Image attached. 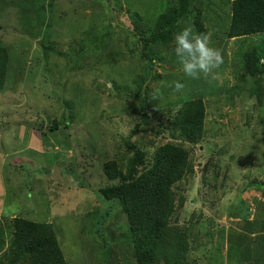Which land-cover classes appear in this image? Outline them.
Masks as SVG:
<instances>
[{
	"label": "rangeland",
	"instance_id": "1",
	"mask_svg": "<svg viewBox=\"0 0 264 264\" xmlns=\"http://www.w3.org/2000/svg\"><path fill=\"white\" fill-rule=\"evenodd\" d=\"M164 1L45 0L40 34L32 0H0V45L11 55L0 92V219L5 226L15 217L62 223L55 232L67 264H136L121 236L127 216L119 200L99 192L111 183L103 165L114 159L126 168L134 144L152 157L174 141L190 150L192 171L176 183L172 222L192 236L191 260L264 264V32L229 37L232 0H199L204 30L185 20L178 31L210 32L223 64L217 79L192 80L174 39L142 57L143 35ZM129 8L144 17L134 24ZM174 80L183 92L168 87ZM155 89L160 100L150 97ZM198 97L207 108L205 133L193 144L180 137L174 116Z\"/></svg>",
	"mask_w": 264,
	"mask_h": 264
},
{
	"label": "trees",
	"instance_id": "2",
	"mask_svg": "<svg viewBox=\"0 0 264 264\" xmlns=\"http://www.w3.org/2000/svg\"><path fill=\"white\" fill-rule=\"evenodd\" d=\"M44 1L32 0L40 34L47 18ZM78 1L80 5L81 0ZM49 5L51 7L52 4ZM129 9L134 24L144 17L138 9ZM144 11L147 13V9ZM51 13L54 14L53 10ZM203 17V3L199 0L164 1L161 11L153 17L155 23L143 35L145 45L142 57L144 55L145 58H151L159 47H170L174 33L178 32L180 21L191 20L198 28L204 30ZM147 19L150 21L149 17ZM230 19V26L226 30L229 37L264 32V0H232ZM135 29L140 36V26H135ZM45 40L48 43L43 47L45 51L50 50L52 38L49 32ZM30 44L27 51L32 47H29ZM50 58L51 55L48 62ZM10 63V49L0 45V92L5 90ZM53 63L55 64V61ZM77 65L80 68L86 67V64L80 61ZM147 67L151 70V63ZM69 106L72 107L70 104ZM206 110V104L199 97L183 101L174 116V124L181 138L195 144L204 137ZM72 115L71 112V117ZM66 117L67 115L63 114L62 121H65ZM53 123L52 128L56 130L61 122L55 118ZM66 135V140L69 141L67 146L70 147L71 140L69 135ZM132 150L133 155L127 159L126 168L114 159L104 163V171L111 183L100 187L99 192L106 200H119L122 212L127 216L126 231H123L121 236L126 239L136 264H198L196 258L191 260L189 253L192 236L172 222L179 199L176 183L192 171L190 150L174 141L159 145L152 157L136 144L132 146ZM65 172L72 175L70 169ZM244 209L241 205L237 212L240 214ZM87 217L92 220L94 226L98 223L94 221V217ZM10 222L5 226L0 219V264H67L55 232L62 223L52 226L50 223L22 217H15ZM101 240L102 250L106 252V256H110L112 244H109L105 236Z\"/></svg>",
	"mask_w": 264,
	"mask_h": 264
},
{
	"label": "clouds",
	"instance_id": "3",
	"mask_svg": "<svg viewBox=\"0 0 264 264\" xmlns=\"http://www.w3.org/2000/svg\"><path fill=\"white\" fill-rule=\"evenodd\" d=\"M174 54L182 67L183 74L192 80H215L217 70L223 64L222 50L214 47L210 32L194 33L192 27H183L174 33ZM173 93L183 92L185 84L180 80L169 83ZM161 91L155 89L150 97L160 100Z\"/></svg>",
	"mask_w": 264,
	"mask_h": 264
}]
</instances>
